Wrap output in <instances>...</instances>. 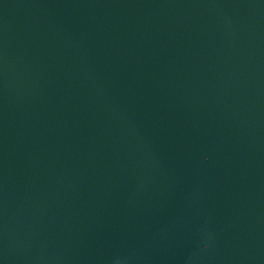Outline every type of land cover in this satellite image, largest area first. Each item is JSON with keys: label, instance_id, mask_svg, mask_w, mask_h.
Instances as JSON below:
<instances>
[{"label": "water", "instance_id": "95a60500", "mask_svg": "<svg viewBox=\"0 0 264 264\" xmlns=\"http://www.w3.org/2000/svg\"><path fill=\"white\" fill-rule=\"evenodd\" d=\"M0 264H264V0H0Z\"/></svg>", "mask_w": 264, "mask_h": 264}]
</instances>
